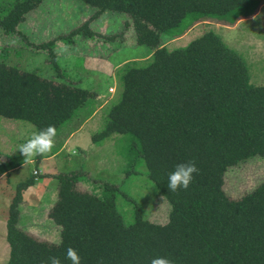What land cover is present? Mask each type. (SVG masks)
Instances as JSON below:
<instances>
[{
    "label": "trees",
    "instance_id": "trees-1",
    "mask_svg": "<svg viewBox=\"0 0 264 264\" xmlns=\"http://www.w3.org/2000/svg\"><path fill=\"white\" fill-rule=\"evenodd\" d=\"M81 1L95 13L64 39L95 37L92 22L110 16L115 22L124 14L123 25L132 29L136 43L132 48H151L147 65L139 66L140 58L135 57L123 67L121 99L92 140L133 136L150 179L172 210L163 225L146 219L140 209L134 222L126 224L115 188L108 186L105 195L97 196L77 189L78 175H60L49 217L61 228V240L41 241L19 227L23 192L35 184L33 175L17 186L10 206L6 219L10 254L5 264H47L50 256L71 264L65 259L68 247L77 250L82 264H150L155 257L171 258L173 264H264V182L238 200L224 190L229 168L256 155L264 159V86L251 84L243 56L212 30L184 47L169 48L199 23L234 27L255 16L261 3ZM42 2L0 0L1 37L21 35L19 24ZM110 33L106 41L122 40L123 50L129 47L131 40L120 39L124 32ZM47 44L38 47L46 49ZM55 56L52 51L49 61L59 70ZM94 94L75 80L61 83L0 61V117L31 123L36 133L49 125L58 130ZM189 161H195L199 174L187 190L169 192V173ZM7 170L6 164L0 166V172Z\"/></svg>",
    "mask_w": 264,
    "mask_h": 264
},
{
    "label": "rangeland",
    "instance_id": "rangeland-1",
    "mask_svg": "<svg viewBox=\"0 0 264 264\" xmlns=\"http://www.w3.org/2000/svg\"><path fill=\"white\" fill-rule=\"evenodd\" d=\"M258 1L261 6L257 14L253 16L255 19L251 17L238 21L234 27L212 22L199 23L188 31L182 40L170 43L169 48L184 47L212 30L243 56L249 69L251 84L264 86V0ZM94 13V8L81 0H43L42 4L27 14L25 21L19 24L18 30L21 35L1 37L0 32V61L16 66L24 72L54 78L61 83L84 78V85L79 82L78 86L86 88L85 85L88 82L89 85L92 84L93 91H96L84 106L77 109L73 119L58 128L55 148L52 153L45 156L54 154L71 132L83 122L87 120L89 122L70 142L66 150L58 155L55 161H51L53 164L59 162L57 168H42L44 172H51L53 175L38 176V181L33 187L36 196H26L25 205L30 213L22 216L19 227L31 236L50 243H59L61 240V228L49 217V209L54 206L58 198L60 175H78L81 184L79 186L77 184V189L97 196L105 195L108 186L115 188L117 207L126 224L134 222L135 212L140 209L146 219L163 225L168 222L172 210L171 204L150 179L140 148L135 145L133 136L113 135L98 143L92 140L94 135L103 131L110 110L121 99L123 67L134 61L131 58L135 57L140 58L137 61L139 66L147 65L150 58L146 57L151 50L148 46L135 49L129 46L123 50L122 40H105L107 34L119 33L120 30V34L124 32V38L120 39L127 41L132 39V29H127L123 25L122 18L127 17L124 14H119L117 16L119 20L115 19V22L111 21V18H99L92 22L90 29L98 32L96 34L100 37L98 40L87 38L85 39L87 44H85L79 37L73 38L72 41L63 38L81 27ZM119 21L122 23L120 24ZM55 39L60 41L52 42ZM47 42L50 45L47 44L46 49L38 47ZM133 43L131 45L134 46ZM52 51L55 52V62L59 70L49 62ZM99 55L105 56L114 64L124 59L131 60H127L124 65H120L111 72L109 65L108 74L98 72L94 76L84 75L88 72L85 64L86 57L97 58L96 56ZM92 61L88 66L92 65L95 70L101 71ZM104 101H106L105 104H103ZM99 106L102 107L99 109ZM7 121L10 120L0 117V124ZM14 123L17 124V128L14 134H10L11 139L8 145L10 149L6 157L3 154L0 160V166L6 164L8 167L6 172H0L6 175L2 179L0 177V264H5L10 254L9 244L5 241L7 226L4 220L9 217L17 186L33 176V170L38 164L36 161L24 163V157L19 153V145L36 133L35 126L22 121ZM1 134H3L2 128H0ZM8 146L3 148L7 149ZM17 166L20 167L14 170ZM263 182L264 159L256 155L245 163L229 168L225 175L224 190L228 197L238 200ZM30 225L38 226L29 229Z\"/></svg>",
    "mask_w": 264,
    "mask_h": 264
},
{
    "label": "clouds",
    "instance_id": "clouds-1",
    "mask_svg": "<svg viewBox=\"0 0 264 264\" xmlns=\"http://www.w3.org/2000/svg\"><path fill=\"white\" fill-rule=\"evenodd\" d=\"M253 19H255L253 17ZM57 129L54 125H49L47 128L34 133L25 143L19 145V153L24 157V163H28L36 156H44L52 153L55 148V138ZM200 170L197 168L195 161L178 164L175 170L169 173L167 189L169 192L176 193L180 190H187L194 176L198 175ZM65 259L71 264H82V260L77 250L72 247L66 249ZM47 264H62V261L57 256H50ZM150 264H173L171 258L155 257Z\"/></svg>",
    "mask_w": 264,
    "mask_h": 264
},
{
    "label": "crops",
    "instance_id": "crops-1",
    "mask_svg": "<svg viewBox=\"0 0 264 264\" xmlns=\"http://www.w3.org/2000/svg\"><path fill=\"white\" fill-rule=\"evenodd\" d=\"M110 18H112L111 16H110ZM94 32V31H93ZM94 33H96V31L94 32ZM97 34H98V32H97ZM77 37H79V38H82V40H83V43H85V44H87V42H85V39H87L86 37H84V36H77ZM94 38H96L95 40H98V38L100 39V37H98V35H96L95 37H92V38H88V39H94ZM56 40V39H55ZM56 41H60V39L59 40H56ZM134 41H132L131 40V42H130V44H127L128 46H132L133 47V45H131V43H133ZM48 43V42H47ZM134 44V46H135V42L133 43ZM99 56H102V55H99ZM99 56H96L97 58H89V57H86V60H85V64H86V69L88 70V72L86 73V74H84V75H88V76H94V75H96L98 72H100V73H103V74H108L109 73V65L111 66L110 68V72L112 71V70H114V69H117V68H119V66L120 65H124L126 62H127V60H131V59H135V58H131V59H124L122 62H120V63H117V64H114V63H112L110 60H108L105 56H102V57H99ZM91 60H93L92 61V63L93 62H95V67L96 68H98L99 70H101V71H97V70H95V68L94 67H92V65H91V67L90 66H88V64L89 63H91ZM50 62V61H49ZM110 75V74H109ZM112 79H113V76H112ZM83 81H84V78H77L76 80H75V82H76V85H78L79 84V82L81 83V85H84L83 84ZM92 86V84L91 85H89L88 84V82H86V85H85V89H89L90 91H92V92H95L96 93V91H93V88L91 87ZM83 87V86H82ZM91 88V89H90ZM106 103V101H104L103 102V104H105ZM102 106H99V109L101 108ZM96 112V111H95ZM15 121H12V120H10V121H7V122H3L2 124H0L1 126H0V128H2V130H3V134H1L0 135V151H1V153H2V155L3 154H5L4 156L6 157V154H7V151L10 149V147L8 146L9 145V142H10V137H11V135L10 134H14L15 133V131H16V129L15 128H17V124L16 123H14ZM89 122V120H87V121H85V122H83L81 125H79V127L78 128H76V130H74L73 132H71L63 141H62V143H61V145H60V148H59V150L56 152V154H52V155H48V156H44L43 158H42V160H38V159H36V157H34V158H32V160H31V162H34V161H36V162H38V164H37V167L33 170V175H35L34 174V172L35 171H37L38 172V174L37 175H35L37 178H36V182L38 181V176H43V174H46V175H49V176H52L53 174H51V172H44L43 171V169L42 168H45V169H54V168H57L58 167V165H59V162H57V163H54L53 164V162H51V161H55V159H56V157L58 156V155H60V154H62L65 150H66V148H67V146L70 144V142L73 140V139H75L76 138V136L78 135V133H81V131L83 130V128L85 127V125L87 124ZM6 145L9 147V148H7V149H4L3 147H6ZM20 166H17V167H15L14 168V170H17L18 168H19ZM14 170H12V171H14ZM9 172H10V170H9ZM4 176H6L5 175V173H0V177H1V179L4 177ZM35 182V183H36ZM35 186V184L33 185V186H31V187H29L27 190H25L24 191V194H23V201H22V204H21V206H20V208H21V220H22V216L25 214V213H30L29 211H27V209H26V205H25V203H27V200H26V196L27 197H34V196H36L35 195V190L33 189V187ZM27 192V194H25ZM58 197V196H57ZM46 210H48V209H46ZM50 210L51 209H49V212H50ZM39 215V214H38ZM5 222H6V219L4 220ZM21 223V222H20ZM38 225H30V228L29 229H33V228H35V227H37ZM41 227V226H40ZM39 227V228H40ZM6 236H7V234L5 233V241H6Z\"/></svg>",
    "mask_w": 264,
    "mask_h": 264
},
{
    "label": "built area",
    "instance_id": "built-area-1",
    "mask_svg": "<svg viewBox=\"0 0 264 264\" xmlns=\"http://www.w3.org/2000/svg\"><path fill=\"white\" fill-rule=\"evenodd\" d=\"M34 174H35V175H37V174H38V172H37V171H35V172H34Z\"/></svg>",
    "mask_w": 264,
    "mask_h": 264
}]
</instances>
